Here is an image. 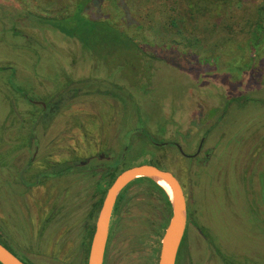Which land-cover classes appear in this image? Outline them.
<instances>
[{
  "label": "rangeland",
  "instance_id": "obj_1",
  "mask_svg": "<svg viewBox=\"0 0 264 264\" xmlns=\"http://www.w3.org/2000/svg\"><path fill=\"white\" fill-rule=\"evenodd\" d=\"M85 1L0 0V29L9 30L0 31V145L13 152L0 165V237L33 264H86L81 217L102 196H93L97 175L74 173L31 189L18 179L31 160L37 171L47 152L52 161L108 159L113 145L109 160L120 153L118 168L159 163L183 183L190 222L178 264H229L225 255L230 264H264V34L253 54L256 36L242 25L263 0H91L87 17L110 18L154 56L146 84L129 65L108 68L78 39L29 16H63ZM99 81L125 90L97 93ZM68 85L87 93L43 134L35 101ZM202 140L194 158L178 148L193 154ZM50 210L51 240L39 245ZM170 216L152 182L130 186L114 225L115 264H159Z\"/></svg>",
  "mask_w": 264,
  "mask_h": 264
},
{
  "label": "trees",
  "instance_id": "obj_2",
  "mask_svg": "<svg viewBox=\"0 0 264 264\" xmlns=\"http://www.w3.org/2000/svg\"><path fill=\"white\" fill-rule=\"evenodd\" d=\"M90 1L91 0H87L85 2H80V4L78 3L75 11L70 12L63 16L45 17L42 15H34L31 13H29V16L36 19L37 22H39L40 24L50 25L61 31L63 34L78 39L81 42L84 50L88 51L98 61L105 63L108 68L112 67L111 64L113 62L118 64L117 66H115V68L119 67L118 68L119 71L125 70V67L129 65L130 67H132V71L135 72V78L139 80L145 79L144 81L145 84L150 82L147 80H150L151 78L150 67L152 66L151 61L154 56L151 55L146 56L147 52L136 41V39L132 38L129 34H127L123 30L119 29L116 25H114L110 18L91 19L87 17L84 14V9ZM242 25L248 26L249 31H254V36L256 37L249 39V42L251 43L252 46V53L253 54L258 53L259 46L261 44V41L260 40L258 41V36L260 33L264 34V0L251 13L250 18L248 16L247 19L244 18L242 20ZM123 77H126L128 80L131 79V77L127 76V74H123ZM98 84H99L98 87L102 88V89L100 88L97 89V91L99 92H103L104 90L103 87H105L106 89L109 88L110 84L113 86V88L120 87L122 90H125L124 87L120 86L118 83L115 82L106 84L104 81H99ZM107 92L109 91L107 90ZM68 93H70L69 96H71V94L72 96H74L73 94H77V91L66 89L62 93H60L57 99H55V101H58V103H60L59 105H54L51 102L48 105L47 108L48 110H44V109L42 110L43 121L44 119H49L47 116L48 114H50V116L55 114V112L60 109L61 105L64 104V102L66 103L67 99L68 100L70 99V97L66 95ZM112 94L116 97L120 96L119 93L115 92L114 90ZM32 133L34 138L36 135V131H32ZM144 134L150 140L153 141L156 140L155 137L148 134L147 131H144ZM16 148H18V146ZM6 152L7 150L3 151V146L0 145V165H2L3 167L8 164V161H10V158H12V153H13L12 152L10 154V152L7 153ZM79 162L80 161L76 160L73 161L72 163L69 161H65V162L56 161L52 164L48 163L49 167L47 169H43L40 173L38 171H35L32 174V170L34 169V167H32L33 161L31 160L25 165L23 171H21L18 182L19 184L24 185L25 189H31L34 185H37L38 182L37 180L43 182L48 177L62 176L74 171L85 170V168L79 166ZM145 162L152 163L149 161H145ZM153 164L164 168L159 163H153ZM118 172L120 171L117 170L115 173H113L112 178L106 180V187H104V189L102 190L101 193L102 196L95 204V212L99 211L104 196L107 192V188L112 183L115 175ZM142 180H148L152 182L154 186L157 189H159L166 210H170L171 212V199L168 192L160 184H158L156 181L148 177H139L135 181L130 183L122 191V193H120L119 199H121L122 194L124 191H126V189H128L133 184H136L137 182ZM225 257H226V261H228L230 264L231 262L227 259L228 255H225ZM26 263L33 264L32 262L27 260ZM232 263L234 264V262Z\"/></svg>",
  "mask_w": 264,
  "mask_h": 264
},
{
  "label": "water",
  "instance_id": "obj_3",
  "mask_svg": "<svg viewBox=\"0 0 264 264\" xmlns=\"http://www.w3.org/2000/svg\"><path fill=\"white\" fill-rule=\"evenodd\" d=\"M181 153L187 157L198 154H187L178 145ZM200 150V149H199ZM139 177H148L160 184L171 199V216L161 241L159 264H176L178 251L185 235L188 223V201L183 183L171 170L153 163H141L124 169L108 188L99 209L95 230L91 239L87 264H103L109 236L112 214L119 194ZM166 182L170 190L162 183ZM1 264H27L7 246L0 242Z\"/></svg>",
  "mask_w": 264,
  "mask_h": 264
},
{
  "label": "flooded vegetation",
  "instance_id": "obj_4",
  "mask_svg": "<svg viewBox=\"0 0 264 264\" xmlns=\"http://www.w3.org/2000/svg\"><path fill=\"white\" fill-rule=\"evenodd\" d=\"M0 31H9V30L7 28H2V29H0ZM98 86H99V84H98ZM98 86L96 88V92L97 93H101L103 95L104 94L105 95H110V96H113V97H116V96H114L112 94L113 90L118 93L117 88L116 87L113 88V86L111 84L109 85V88H107V89L105 87H103V89H104L103 92L97 91L98 88L102 89L101 87H98ZM18 89L22 90L21 88H18ZM66 89H68V90L69 89L76 90L77 94H73L74 96H72V94H71V96H69L70 93L66 94L68 97H70V99L69 100L67 99L66 103L64 102V104L61 105L60 109L58 111H56L55 114H53L51 116H50V114H48L47 116H48L49 119H44V121H45L44 122L42 120V110L43 109L44 110H48L47 109L48 105L51 102L54 105H59L60 103H58V101H55V99H57L59 94L62 93ZM107 90L109 92H107ZM21 92H23V91H21ZM23 93L25 95H27L25 92H23ZM85 93H87V91L84 88H82V87H78V86L77 87H72V86L68 85L62 91L48 95L46 98H44V100L37 99V101H35V102L37 103V106H39V107L37 109V120H36L37 122H35L36 123L35 126H37V128H40L41 131H44L43 132V134H44L46 129L49 127V125L53 121V119H55L56 115H58L61 111H63L70 103L73 102V100H75L76 98L80 97L82 94H85ZM6 94H7V92H6ZM42 144L43 143L39 139H37V157H38L39 153H42V151L40 149ZM202 144H203V140L201 141V143L199 145V149L200 150L199 149L197 150V152L199 151L198 154L201 151ZM112 146L110 147L112 154L107 157L108 159H104L105 156L104 155H100L97 159H93L92 157L91 158L88 157L85 160L68 159V160H62V161H60V160L52 161L50 156H48V152H47L46 154H44L45 156H42V159L44 160L43 161V165L37 171L40 173L43 169H47L49 167L48 163L52 164V163H54L56 161H60V162L69 161L71 163L73 161H76V160L80 161L79 162V166L85 168V170H83V171H74V172H71L69 174H65V175H62V176L71 175V174H74V173H85V174H88V175H97V183H96V187L94 189V193L95 194L93 193V196H95L97 194V192L98 193H102V190L104 189V187H106V180L112 178L113 173H115L117 170L120 171V172H118L115 175V177H114V180H115V178L118 176V174H120L124 170V169L122 170V169L118 168V165L121 164L120 161H121V156L122 155L120 153L118 154L120 160L117 161L116 163L112 162L113 158H115V157H113V155L117 154V150L112 149ZM114 147H116V146H114ZM193 154H195V153H193ZM196 156H194V157H196ZM189 158H192V157H189ZM109 159H112V160H109ZM62 176L48 177L45 180L55 179V178H59V177H62ZM37 181H38L37 184H42V182H40V180H37ZM113 181H112V183H113ZM110 185L108 186V188L110 187ZM108 188H107V190H108ZM124 193H125V191L123 192L121 199H119V196H120V194H119V196L117 198V201H116V204H115V207H114V211H113L112 219H111V224H110L109 236H108L107 245H106L105 254H104V262H103V264H115L116 263L115 262V254H116V250L115 249H116V247L113 244V242L115 240V237H116V235H115V226L114 225H115L116 221L118 220L120 212H121V205H122V202H123V199H124ZM186 196H187V194H186ZM187 201H188V197H187ZM95 204L96 203L93 202L90 205L89 209L86 212H84L82 217H81V232H82L81 233V235H82V237H81V241L82 242L81 243L83 245L84 254L86 252V259L88 257L90 243H91V239H92V236H93V233H94V230H95V224H96V220H97V216H98V212H99V211L95 212ZM54 220H55L54 211H52V210L48 211V213H47L42 225L38 229L37 239L39 241L38 242L39 245H41L45 241H47V243H48L51 240V238H50V240H47L49 238V235H48L49 233L46 231V228L49 225L52 226ZM189 222L190 221H189V217H188V223ZM188 223H187V228H186V231H185V235H184L183 240L181 242L178 254L180 253V249L182 248V246L184 247L183 243L185 242V239L187 237ZM43 225H44V228H42ZM0 242L3 243L5 246H7L12 252H14L17 256H19L23 261H25V262H26V260L29 261L25 257L21 256V254H19L16 251V249L13 248L12 245H10V243L7 242L3 237L2 238L0 237ZM39 247L40 248H39V250H37V254L40 255V254H43V252L45 250H44L43 247H41V246H39ZM154 247H155V245H153L152 248H151V250H152L151 251V256H153V257L155 256V253L153 252L155 250ZM178 256L179 255H177L176 263L178 262ZM86 264H87V262H86ZM183 264H186V263H183Z\"/></svg>",
  "mask_w": 264,
  "mask_h": 264
},
{
  "label": "bare ground",
  "instance_id": "obj_5",
  "mask_svg": "<svg viewBox=\"0 0 264 264\" xmlns=\"http://www.w3.org/2000/svg\"><path fill=\"white\" fill-rule=\"evenodd\" d=\"M161 183H162V184H163L168 190H170V188H169V186L167 185L166 182L161 181Z\"/></svg>",
  "mask_w": 264,
  "mask_h": 264
}]
</instances>
